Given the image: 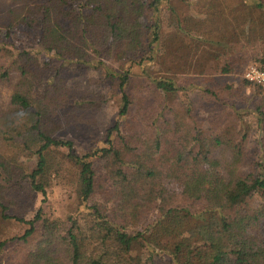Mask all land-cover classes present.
<instances>
[{"label":"trees","instance_id":"obj_1","mask_svg":"<svg viewBox=\"0 0 264 264\" xmlns=\"http://www.w3.org/2000/svg\"><path fill=\"white\" fill-rule=\"evenodd\" d=\"M162 2L0 0V79L12 88L0 108V220L27 225L0 239V264H264V86L225 80L249 61L264 69V0L251 10L222 0L208 19L230 30L216 25L204 39L175 17L160 45L158 22L145 18ZM21 26L54 62L8 47ZM204 42L223 56L217 64ZM147 61L169 64L166 73L146 71ZM91 68L118 80V118L77 153L60 132L85 129L106 98L63 80ZM52 179L73 188L74 211L8 212L19 192L46 201Z\"/></svg>","mask_w":264,"mask_h":264},{"label":"rangeland","instance_id":"obj_2","mask_svg":"<svg viewBox=\"0 0 264 264\" xmlns=\"http://www.w3.org/2000/svg\"><path fill=\"white\" fill-rule=\"evenodd\" d=\"M253 0H235L234 5L241 6L246 5L248 9H254L252 5ZM222 0H163L161 4V11L157 14H150L145 20L148 24H156L158 22L159 33L162 37L160 45L163 43L168 44L169 37L176 32L177 26L175 24L178 17L181 21L186 17H189L188 21L194 23V34L202 37L203 39L211 36V31L214 30L216 25H221L226 30H230V24L224 22L222 17H218L217 21H211L208 19V14L215 10V6L218 4L223 7ZM216 3V4H214ZM242 12V11H241ZM225 14V12H224ZM226 15V14H225ZM208 19V20H207ZM204 29L205 34L201 32ZM28 30L25 27H19L11 32L8 39V47L14 51L29 50L28 56L32 59L36 58L40 64H43L49 58H54L52 55L40 49V47L29 40ZM166 41V42H165ZM171 43V42H170ZM200 43V42H199ZM172 48V45H171ZM173 50L175 46H173ZM203 55L210 56L216 64L221 60L223 56H219L218 50L212 48L207 42L200 44V51ZM217 55V56H216ZM219 56V57H218ZM216 57V58H215ZM107 65L112 66L114 69L118 66V62L114 60H107ZM145 62L146 71H150L155 75H161L166 73V66L163 63ZM168 63H170L168 61ZM255 64L249 61L243 68L242 72L236 75H228L225 80L239 81L244 79V70L250 65ZM145 69H142L139 65L133 66V71L137 75L141 74ZM224 79V78H223ZM118 80L113 79L106 75L104 68H91L85 73H81L77 70H73L64 75L63 83L67 88L85 89L96 93L103 94L106 101L101 107L95 111L88 112L85 116V129L80 127L72 130V127L64 126V129L60 132V136L63 138L72 139L75 142V152L82 153L85 150L90 149L96 143L101 144L102 140L106 137L107 129L113 125L118 118V107L120 105V92L118 87ZM50 86V85H49ZM47 86V87H49ZM252 87H248L247 91L250 92ZM12 88L7 81L0 79V108L4 107L10 100ZM200 113H203L202 109H198ZM62 125H64L62 123ZM73 126V125H72ZM259 133H254L251 137V144H254L256 137ZM21 159L27 162L31 167L35 165L34 156H21ZM16 203L9 209L10 214H16L25 218H32L40 206H45V211L48 214H55L58 216H65L75 210L77 206V200L75 192L69 184L59 183L58 180L52 179L50 186L47 190V199L42 201L44 196L40 192L23 191L15 194ZM262 201L257 196L256 204H260ZM27 225L20 223L15 219L9 221L0 220V239H4L8 236L21 234ZM264 233V222L262 227ZM14 244L9 243L4 252H7Z\"/></svg>","mask_w":264,"mask_h":264},{"label":"built area","instance_id":"obj_3","mask_svg":"<svg viewBox=\"0 0 264 264\" xmlns=\"http://www.w3.org/2000/svg\"><path fill=\"white\" fill-rule=\"evenodd\" d=\"M244 78L250 82L264 86V69L256 64L248 65L244 70Z\"/></svg>","mask_w":264,"mask_h":264}]
</instances>
